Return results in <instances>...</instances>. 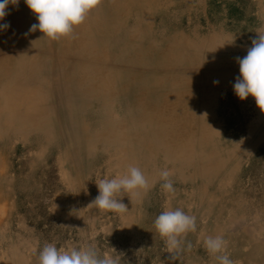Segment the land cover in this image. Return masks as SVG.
<instances>
[{"label": "rangeland", "instance_id": "374dc122", "mask_svg": "<svg viewBox=\"0 0 264 264\" xmlns=\"http://www.w3.org/2000/svg\"><path fill=\"white\" fill-rule=\"evenodd\" d=\"M7 11L0 264H39L47 243L91 246L119 264H219L203 243L217 235L234 264H264V113L233 90L236 58L264 30V0H102L59 40L29 31L38 20L24 0ZM129 166L149 190L125 193L122 213L90 205L96 182ZM177 208L197 230L173 261L154 220Z\"/></svg>", "mask_w": 264, "mask_h": 264}, {"label": "clouds", "instance_id": "9594fccd", "mask_svg": "<svg viewBox=\"0 0 264 264\" xmlns=\"http://www.w3.org/2000/svg\"><path fill=\"white\" fill-rule=\"evenodd\" d=\"M27 7L35 14L38 23L31 25L29 31H40L51 40L71 37L74 28L85 22L89 13L96 9L102 0H24ZM19 0H0V21L9 14V5H17ZM10 27L0 23V30ZM240 75L233 84V90L240 100L249 96L255 99L257 107L264 113V30L258 31L252 39L247 54L236 58ZM218 84V81H214ZM171 173L160 171L162 189L167 193H175ZM98 195L90 205L100 210L122 213L127 211L122 202L125 193L132 197H140L142 192L149 190L151 185L139 167L129 166L127 173L115 178H104L96 182ZM129 197V196H128ZM154 226L175 261L183 251L185 237L189 232L197 230L196 217L186 214L182 209L162 211L154 220ZM207 252L219 264H234L227 252L228 242L221 235L207 236L204 241ZM191 248V243L187 245ZM39 264H119L111 255H101L94 248L71 247L58 249L55 244L47 243L39 251Z\"/></svg>", "mask_w": 264, "mask_h": 264}, {"label": "bare ground", "instance_id": "6f19581e", "mask_svg": "<svg viewBox=\"0 0 264 264\" xmlns=\"http://www.w3.org/2000/svg\"><path fill=\"white\" fill-rule=\"evenodd\" d=\"M110 32V31H109ZM92 45V44H91ZM91 47H93V46H91ZM18 55V54H17ZM162 56V55H161ZM20 58H22V56L20 57ZM19 59V58H18ZM13 64V66H14V68L16 69V70H20L21 69V67H22V63H21V61H20V59L18 60V62H14V63H12ZM26 67V66H25ZM33 67H35V65L34 64H31L30 63V67H29V70L31 71V69H33ZM14 69V70H15ZM17 75V74H16ZM3 82H5L6 83V81L4 80ZM30 93H31V98H37L36 97V93H34V92H32V91H30ZM132 113V112H131ZM154 117V116H153ZM131 123H132V121L134 122V123H136L137 124V126L138 125H140V126H142V128L143 129H147V125H148V120L146 119V118H143V117H141V116H138V117H136V118H132L131 117V114H129L127 117H126ZM150 119V118H149ZM151 120H152V118H151ZM129 122V123H130ZM166 129V128H165ZM130 130H131V134H135L133 131H132V129H131V127H130ZM136 132H138V131H136ZM164 131H159L158 133L156 132V135L157 134H161V133H163ZM138 134H140V133H138ZM159 138H161V135H160V137ZM144 144V143H143Z\"/></svg>", "mask_w": 264, "mask_h": 264}]
</instances>
